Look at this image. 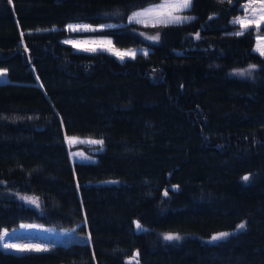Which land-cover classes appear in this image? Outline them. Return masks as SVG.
Segmentation results:
<instances>
[{
  "label": "trees",
  "instance_id": "16d2710c",
  "mask_svg": "<svg viewBox=\"0 0 264 264\" xmlns=\"http://www.w3.org/2000/svg\"><path fill=\"white\" fill-rule=\"evenodd\" d=\"M161 1L0 0V235L35 224L90 238L0 248V264H264V58L255 30L231 23L247 0H193L179 25L127 23ZM73 23L124 24L102 35L152 51L77 53L62 43ZM251 65L250 79L231 75ZM65 137L103 141L97 162L73 164Z\"/></svg>",
  "mask_w": 264,
  "mask_h": 264
},
{
  "label": "rangeland",
  "instance_id": "374dc122",
  "mask_svg": "<svg viewBox=\"0 0 264 264\" xmlns=\"http://www.w3.org/2000/svg\"><path fill=\"white\" fill-rule=\"evenodd\" d=\"M193 1V0H192ZM164 0H162L159 3L148 5L144 8L138 9L134 11L128 18V24H138L142 25L144 27H155V26H164L163 24L158 23L159 16L156 13H152L143 17H140L139 19L142 22H137L134 20H131L130 18L132 15L136 12H143L146 9H150L155 7L156 5L163 3ZM261 4V0H247L242 6L241 10L243 11V14L236 18H244L248 17L249 19H255L256 16L260 15L259 12H253V8L259 9ZM192 6V4H191ZM191 8V7H190ZM190 8L184 9L183 11L179 12L178 14L185 17H191L187 16L185 12H187ZM186 20L183 23H188L192 21L194 18ZM232 19L231 23L235 25L238 29H236L235 32L243 31L244 34L248 32L249 30H255V45L253 51L256 54H259L261 57L264 58V55H261L259 51L256 49L258 46L264 45V35L260 34V29L264 26V22H261L259 25V29L257 30L256 25L253 23L250 25L247 29H241V25L237 23H233V21L236 19ZM69 25H86L90 26L91 29H95V31H70L68 26ZM65 28L66 32L68 33L67 38L62 40V43L65 45L71 46L75 52L77 53H87V54H96V53H106L108 55L114 56L117 60L124 62L126 60L135 59L139 55L147 56L151 53L152 49L149 46L141 47V48H131L127 50H118L113 45L112 38L108 36L102 35V32L109 30V29H116L120 26L124 27V24H115V23H106L101 26H91L85 23H73L69 24ZM168 25H179V24H168ZM243 34V35H244ZM242 36V35H240ZM65 41H71V43H66ZM100 41L107 42L111 41V44L108 45V47L112 48L113 50H118L119 52L123 53H129V52H135V57L133 58L130 55H126L124 59H120L119 56L112 54L109 51L101 50L99 47ZM145 41L149 43L150 46L154 44H158V40H152L149 39V36L146 37ZM96 47L98 50L95 52L92 51H85L84 48H92ZM147 52V55L144 53ZM250 69V67L248 68ZM245 69V70H248ZM255 69V68H254ZM254 69L250 70V73L248 71H245L244 69H237L233 70L231 72V75L236 78L240 79H250L252 75V71ZM243 72V75L240 73ZM7 83V79L4 76L3 71H0V84ZM92 141H98L93 140L89 138H81V137H65V143L67 147L69 148V155L71 162L74 164L75 162H83V163H96L97 162V155L103 151V143H92ZM24 197H32L36 198L38 200V205L31 203L29 200L24 199ZM26 205L29 207H33L35 209L40 210L41 209V201L38 197L26 195L23 196L22 200ZM7 233V235H5ZM232 232H229L228 236H224L221 239H213V237L209 240L210 243L215 244L219 241L226 240ZM219 236V235H215ZM167 241H171L166 239ZM177 240V239H173ZM80 242V243H89L90 244V238L89 235H83L78 236L74 231H56L52 228H46L42 226H38L35 224H25L22 225L19 230L13 231V232H3L0 235V248L4 251L13 252V253H30L35 252L38 253V251H19L17 248H10V247H4L5 244H15L18 246H39L40 248L47 249V251H39V252H49L53 249L56 245H62V246H68L74 242Z\"/></svg>",
  "mask_w": 264,
  "mask_h": 264
},
{
  "label": "snow or ice",
  "instance_id": "6c2138e0",
  "mask_svg": "<svg viewBox=\"0 0 264 264\" xmlns=\"http://www.w3.org/2000/svg\"><path fill=\"white\" fill-rule=\"evenodd\" d=\"M254 2V0H253ZM192 4V0H164L163 3H160L158 5H156L153 8L150 9H146L143 12H136L132 15V17L130 18L131 20L137 21V22H142L139 18L152 14V13H156L159 16L158 19V23L163 24V25H168V24H180L183 23L186 20H190L192 19L191 17H185V16H181L178 13L183 11L184 9L190 8ZM253 12H259L260 15L256 16L255 19H249L248 17H244V18H236L233 23H237L241 25V29H247L250 25H252L253 23L256 25L257 30L259 29V25L261 22H264V0H261V4L259 9L257 8H253ZM70 31H95V29H91L90 26H86V25H69L68 26ZM233 35H243L244 32L243 31H238L235 33H232ZM149 39L152 40H158L159 39V35H155V36H151L149 37ZM66 43H71V41H65ZM99 43V47L101 50L104 51H109L114 55L119 56L120 59H124V57L126 55H130L133 58L135 57V52H129V53H123V52H119L118 50H113L112 48L108 47V45L111 44V41H107V42H103L100 41ZM83 50L85 51H92L95 52L98 49L96 47H92V48H84ZM257 51L260 52L261 55H264V45L262 46H258V48L256 49ZM145 55H147V52L144 53ZM256 67V65H251L250 69L245 70L248 71L250 73L251 69H254ZM241 75H243V72L240 73ZM92 143H103V141H92ZM245 180H247V177H244ZM165 195H167V193H165ZM24 199L29 200L31 203L33 204H37L38 205V200L36 198H32V197H24ZM137 228H140L141 225L137 224L136 225ZM245 225L244 224H240L239 228H244ZM5 235H7V233H5ZM229 233H221L219 236H214L213 239H221L224 236H228ZM168 240H173V239H179V237L177 236H166L165 237ZM4 247H10V248H17L19 251H47V249H43L40 248L39 246H29V245H25V246H18L15 244H5ZM139 254L137 253V256ZM136 259V258H134ZM136 264H139V261L137 259Z\"/></svg>",
  "mask_w": 264,
  "mask_h": 264
},
{
  "label": "water",
  "instance_id": "95a60500",
  "mask_svg": "<svg viewBox=\"0 0 264 264\" xmlns=\"http://www.w3.org/2000/svg\"><path fill=\"white\" fill-rule=\"evenodd\" d=\"M119 28H122V26H120ZM7 83H11V82L7 80Z\"/></svg>",
  "mask_w": 264,
  "mask_h": 264
}]
</instances>
